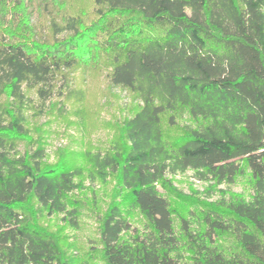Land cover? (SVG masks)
<instances>
[{"label": "trees", "instance_id": "1", "mask_svg": "<svg viewBox=\"0 0 264 264\" xmlns=\"http://www.w3.org/2000/svg\"><path fill=\"white\" fill-rule=\"evenodd\" d=\"M77 71L138 102L110 146L82 155L90 179L115 180L100 249L82 254L40 223L76 230L81 168L21 146L28 93L40 107L68 98ZM188 170L251 194L186 198L176 216L158 186ZM99 263L264 264V0H0V264Z\"/></svg>", "mask_w": 264, "mask_h": 264}, {"label": "rangeland", "instance_id": "2", "mask_svg": "<svg viewBox=\"0 0 264 264\" xmlns=\"http://www.w3.org/2000/svg\"><path fill=\"white\" fill-rule=\"evenodd\" d=\"M72 78L70 91L73 94L68 98L54 99L43 107L38 106L34 92L28 93L32 101L25 111L28 139L21 146L24 150L30 146H41L46 153L44 165L55 166L63 160L72 167L81 168L82 173L76 178L81 188L71 196L78 206L76 230L62 221V215L43 217L40 223L47 231L60 234L63 245L73 254H82L94 248L100 249L96 219L104 214L115 195V180L109 178L101 183L90 179L91 167L84 163L82 155L89 150L102 151L110 146L118 135L120 124L136 110L138 102L129 92L110 87L100 73L84 75L77 71ZM187 124L190 123L185 116L177 120V125L167 131V140L179 137L182 126ZM166 180L169 189L160 185L158 189L176 209V216H185L189 210L186 198L214 203L232 194L244 199L251 194L246 179H238L231 185H215L210 181H197L188 170L167 176ZM129 219L132 228L138 230L145 224L136 210L132 211Z\"/></svg>", "mask_w": 264, "mask_h": 264}]
</instances>
